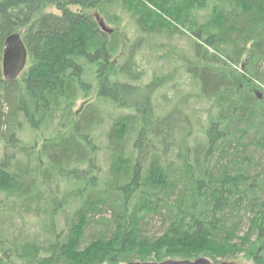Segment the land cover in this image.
<instances>
[{"label": "trees", "instance_id": "16d2710c", "mask_svg": "<svg viewBox=\"0 0 264 264\" xmlns=\"http://www.w3.org/2000/svg\"><path fill=\"white\" fill-rule=\"evenodd\" d=\"M16 33L28 64L7 83ZM182 35L197 91L157 112L171 80L148 79L142 55L166 66L162 39ZM202 257L264 264V0H0V264Z\"/></svg>", "mask_w": 264, "mask_h": 264}, {"label": "rangeland", "instance_id": "374dc122", "mask_svg": "<svg viewBox=\"0 0 264 264\" xmlns=\"http://www.w3.org/2000/svg\"><path fill=\"white\" fill-rule=\"evenodd\" d=\"M46 12H54L57 13L58 11L52 7H49L46 9ZM104 22V21H103ZM106 23V22H105ZM101 24V23H100ZM107 28H116L115 25H110L109 23L105 24ZM124 29L127 31V34L133 39L136 35H138L137 30L135 29V24L132 21H129L126 19L124 23ZM162 41L166 44H168L167 49L169 48L170 51L174 54L171 56V63L166 64V66L162 65L163 59L160 56L163 52H158L156 54L152 53L149 49V51H145L144 55H142L141 63L143 65L144 70L146 71L148 79L152 78L155 75H161L164 74V72L170 77L171 83L168 85V88L160 91L156 97H155V105L157 107V112H160L161 110L165 109L164 105V98L163 96L165 94L168 95V97L171 99H180L182 96H186L187 94H192L197 91L196 85L189 80L188 75L184 74L182 71V68L184 66L182 60L179 59V55L183 56L186 55L188 57H192V45H193V36L189 35H182V36H176L171 41L168 39H162ZM173 48V49H172ZM157 58V59H156ZM163 66V69L162 67ZM174 83H177L179 90L178 92L170 91V88L174 86ZM94 100V99H93ZM190 108H192V112H194L195 118L197 119L200 116L205 117L207 110L210 108V104L202 99H196L191 98L190 99ZM82 104V101L79 103L77 108H80V105ZM160 110V111H159ZM108 129V126L102 127L101 129L97 130L96 133L98 135H103L106 133V130ZM44 136L43 132H36L32 130H26L21 133V138L25 142H38L39 144H42L44 142V139L50 138V132ZM26 233L30 234V236L35 235V233L40 232V229L37 227L36 221H34L29 226L25 227ZM168 261V260H167ZM223 262L227 264H255L251 260H247L244 258H240L237 260H223Z\"/></svg>", "mask_w": 264, "mask_h": 264}, {"label": "water", "instance_id": "95a60500", "mask_svg": "<svg viewBox=\"0 0 264 264\" xmlns=\"http://www.w3.org/2000/svg\"><path fill=\"white\" fill-rule=\"evenodd\" d=\"M105 31H109L101 21ZM28 50L23 41L22 34L16 33L9 36L4 45L3 72L7 83H14L24 72L28 64ZM261 97V95H260ZM131 264H215L209 258L202 257L197 260H168L161 263L136 261ZM219 264H227L225 262Z\"/></svg>", "mask_w": 264, "mask_h": 264}]
</instances>
